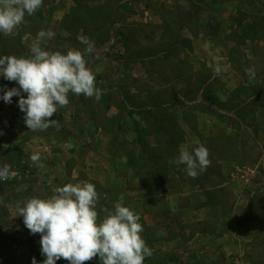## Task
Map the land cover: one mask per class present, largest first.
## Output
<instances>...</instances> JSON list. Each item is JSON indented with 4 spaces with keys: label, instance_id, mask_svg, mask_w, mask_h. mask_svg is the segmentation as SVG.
Returning a JSON list of instances; mask_svg holds the SVG:
<instances>
[{
    "label": "rangeland",
    "instance_id": "1",
    "mask_svg": "<svg viewBox=\"0 0 264 264\" xmlns=\"http://www.w3.org/2000/svg\"><path fill=\"white\" fill-rule=\"evenodd\" d=\"M41 29L55 33L40 42L47 51H83L81 37L94 42L85 59L100 69L103 95L97 102L69 93L51 117L60 130L36 132L24 124L19 97L0 99V166L16 173L0 180V264H42L40 235L30 234L17 209L81 181L95 185L100 219L121 195L139 214L152 250L144 264H264V179L257 178L264 160L244 162L264 125V71L253 64L264 63V0H43L11 35L0 33V56L28 57ZM216 64L225 69L218 76ZM13 87L0 77V97ZM200 144L212 157L197 178L169 163L181 145ZM35 152L43 168L30 161ZM230 157L236 168L222 162ZM201 208L217 223L196 219Z\"/></svg>",
    "mask_w": 264,
    "mask_h": 264
},
{
    "label": "clouds",
    "instance_id": "2",
    "mask_svg": "<svg viewBox=\"0 0 264 264\" xmlns=\"http://www.w3.org/2000/svg\"><path fill=\"white\" fill-rule=\"evenodd\" d=\"M43 5V0H0V33L11 35L23 22L25 15H33ZM51 30L41 29L37 43L30 46L28 57L0 56V76L14 81L18 88L4 89L5 103L17 96L18 107L24 113L23 121L28 130L45 131L49 127L60 130V122L51 119L59 108L69 104L68 95L94 97L98 102L103 91L96 86V72L85 57L95 53L94 42L80 38L85 45L83 51L68 48L66 53L47 51L40 42L54 38ZM225 70L219 64L213 66L215 76ZM246 72L254 77L255 69ZM26 93V97L21 95ZM3 133L0 132V135ZM65 148H71L65 143ZM209 150L203 145H181L178 157L169 163L186 166V174L195 179L211 165ZM41 155L30 156L32 164L43 168ZM16 175L8 163L0 166V180H10ZM47 198L31 197L18 207L16 216L30 234L40 235V252L45 257L42 264H56L64 259L69 264H85L99 257L101 264H144L152 256L141 233L144 231L140 216L123 205L124 196L114 204V210L101 209L105 215L99 218V200L95 185L87 181L67 183L54 188ZM32 264H37L35 258Z\"/></svg>",
    "mask_w": 264,
    "mask_h": 264
},
{
    "label": "crops",
    "instance_id": "3",
    "mask_svg": "<svg viewBox=\"0 0 264 264\" xmlns=\"http://www.w3.org/2000/svg\"><path fill=\"white\" fill-rule=\"evenodd\" d=\"M256 63L258 64V66H257V68H259V70L260 71H264V63H261L260 61H256L255 63H253V64H255L256 65ZM246 79V78H245ZM244 79V80H245ZM255 80H257V79H255ZM258 80L259 81H263L264 82V73L263 74H260V75H258ZM244 87H246V85H244V84H242ZM264 98V97H263ZM262 108H260L259 110H258V114L259 115H261V111L263 110H261ZM259 127L261 128L260 130H259V136H258V138L254 141V142H252V145L250 144H248V149H247V151H246V156H245V161L244 162H246V163H252V160L255 158V157H258V161L260 162H263V160H264V125L262 124V122L260 123L259 122ZM253 143H254V145H253ZM253 146H254V148H253ZM251 148H252V150H251ZM255 148L257 149V152L258 153H256L254 150H255ZM209 153H210V155H209V159L212 157V151H210L209 150ZM219 162H221V159L219 160ZM222 162H224V163H227V164H234L235 163V161L233 160V159H231V157L230 158H227V159H224ZM260 162V163H261ZM259 164V163H258ZM247 165V164H246ZM259 166V165H258ZM233 167H235V164L233 165ZM236 168V167H235ZM249 172H250V170H249ZM204 173V172H203ZM257 172H255V174H256ZM239 177V175H236V176H234L233 175V178L232 179H230V181L232 180V182H236L235 181V179L237 180H240V178H238ZM259 177H261L262 179H264V174H262V176L260 175V174H258V176H257V178H259ZM241 179H243V182H242V186H243V189H242V195L244 196V197H246V195H249L251 192H250V186H249V184H250V177H249V174L248 173H246V175L245 176H241ZM241 181V180H240ZM236 183H239V182H236ZM261 183V182H260ZM262 183H264V181L262 180ZM240 184V186H241V183H239ZM246 185H248V186H246ZM234 200H235V198H234ZM206 208H208L209 210H213V209H215V210H219L218 209V206L217 207H206ZM233 210H235V207H233ZM197 212H196V214H195V218L196 219H200V217H202L201 218V221H205L206 222V225H209V226H213L215 223H217V220H216V218H214L212 215H209V211L208 212H205V214L204 215H201V214H203V211H204V208H201V209H198V210H196ZM201 213V214H200ZM195 221V220H194ZM197 221H200V220H197ZM193 223H196V222H193ZM197 224V223H196ZM213 238V237H212Z\"/></svg>",
    "mask_w": 264,
    "mask_h": 264
},
{
    "label": "trees",
    "instance_id": "4",
    "mask_svg": "<svg viewBox=\"0 0 264 264\" xmlns=\"http://www.w3.org/2000/svg\"><path fill=\"white\" fill-rule=\"evenodd\" d=\"M0 77H2V76H0ZM2 79H3V77H2Z\"/></svg>",
    "mask_w": 264,
    "mask_h": 264
}]
</instances>
